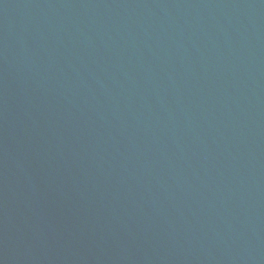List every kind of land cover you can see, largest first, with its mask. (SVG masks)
Wrapping results in <instances>:
<instances>
[{
	"label": "water",
	"instance_id": "1",
	"mask_svg": "<svg viewBox=\"0 0 264 264\" xmlns=\"http://www.w3.org/2000/svg\"><path fill=\"white\" fill-rule=\"evenodd\" d=\"M0 264H264V0H0Z\"/></svg>",
	"mask_w": 264,
	"mask_h": 264
}]
</instances>
